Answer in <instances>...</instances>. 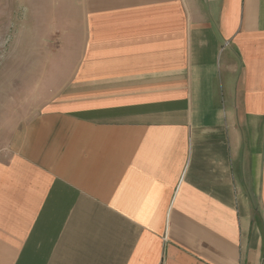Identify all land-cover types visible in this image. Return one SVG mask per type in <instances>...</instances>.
Instances as JSON below:
<instances>
[{"label": "crops", "instance_id": "0c3cea01", "mask_svg": "<svg viewBox=\"0 0 264 264\" xmlns=\"http://www.w3.org/2000/svg\"><path fill=\"white\" fill-rule=\"evenodd\" d=\"M78 8L60 106L0 154V264H264V0Z\"/></svg>", "mask_w": 264, "mask_h": 264}, {"label": "rangeland", "instance_id": "374dc122", "mask_svg": "<svg viewBox=\"0 0 264 264\" xmlns=\"http://www.w3.org/2000/svg\"><path fill=\"white\" fill-rule=\"evenodd\" d=\"M79 20L78 0H0V154L28 122L60 106L83 43Z\"/></svg>", "mask_w": 264, "mask_h": 264}, {"label": "built area", "instance_id": "2783aa9c", "mask_svg": "<svg viewBox=\"0 0 264 264\" xmlns=\"http://www.w3.org/2000/svg\"><path fill=\"white\" fill-rule=\"evenodd\" d=\"M228 44H229V43L227 42L226 45H228ZM163 264H165V263H163Z\"/></svg>", "mask_w": 264, "mask_h": 264}]
</instances>
